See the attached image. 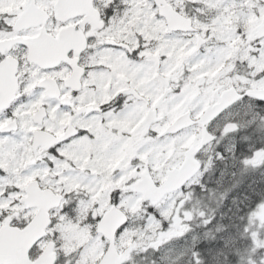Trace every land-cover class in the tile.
<instances>
[{
    "label": "snow or ice",
    "instance_id": "snow-or-ice-1",
    "mask_svg": "<svg viewBox=\"0 0 264 264\" xmlns=\"http://www.w3.org/2000/svg\"><path fill=\"white\" fill-rule=\"evenodd\" d=\"M0 264H264V0H0Z\"/></svg>",
    "mask_w": 264,
    "mask_h": 264
}]
</instances>
